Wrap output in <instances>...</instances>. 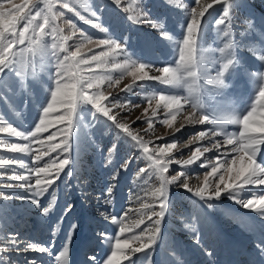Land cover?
<instances>
[{
  "label": "rangeland",
  "instance_id": "1",
  "mask_svg": "<svg viewBox=\"0 0 264 264\" xmlns=\"http://www.w3.org/2000/svg\"><path fill=\"white\" fill-rule=\"evenodd\" d=\"M258 261L264 0H0V264Z\"/></svg>",
  "mask_w": 264,
  "mask_h": 264
},
{
  "label": "trees",
  "instance_id": "2",
  "mask_svg": "<svg viewBox=\"0 0 264 264\" xmlns=\"http://www.w3.org/2000/svg\"><path fill=\"white\" fill-rule=\"evenodd\" d=\"M28 217V216H27ZM34 220V219H33ZM32 226V228L33 229H35L36 227H35V225H34V221H33V224L31 225ZM20 230H22L21 229V226H20ZM22 233H27V231H25V230H23L22 231ZM28 234V233H27ZM83 239H81V241H82ZM83 241H84V243H83ZM81 243H83L84 245H85V248H86V250L87 249H89L90 248V246H89V239L88 238H84V240H83ZM81 246V245H80ZM88 247V248H87Z\"/></svg>",
  "mask_w": 264,
  "mask_h": 264
}]
</instances>
